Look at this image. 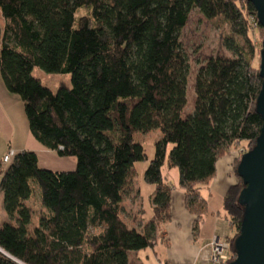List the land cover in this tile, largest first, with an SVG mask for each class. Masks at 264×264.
<instances>
[{
  "label": "trees",
  "instance_id": "obj_1",
  "mask_svg": "<svg viewBox=\"0 0 264 264\" xmlns=\"http://www.w3.org/2000/svg\"><path fill=\"white\" fill-rule=\"evenodd\" d=\"M194 8L229 25L222 40L233 57L216 55L199 67L193 110L183 116L189 64L180 35ZM252 17L247 0H0L3 81L21 97L32 136L77 159L75 171H51L40 167L37 152L24 150L3 165L9 220L0 223V249L23 264H130L128 253L154 247L171 221L164 164L178 170L198 235L208 214L201 190L216 176V162L231 149L247 152L261 129L250 35L262 28L257 21L252 27ZM37 67L69 74L72 85L51 90L33 76ZM152 130L163 133L144 175L156 188L153 215L131 227L123 217L126 194L135 164L148 160L136 136ZM234 162L235 171L238 157ZM241 186L240 179L230 186L220 212L232 231L230 260ZM0 264L19 263L0 251Z\"/></svg>",
  "mask_w": 264,
  "mask_h": 264
},
{
  "label": "crops",
  "instance_id": "obj_2",
  "mask_svg": "<svg viewBox=\"0 0 264 264\" xmlns=\"http://www.w3.org/2000/svg\"><path fill=\"white\" fill-rule=\"evenodd\" d=\"M186 114L184 111L183 116ZM10 148L17 153L24 150L37 152L41 168L59 172L75 171L76 158L60 157L56 151L44 148L32 136L25 115V105L18 94H12L8 90L0 72V170L3 168L2 158ZM238 152L237 149H231L229 154L219 158L216 162V176L207 188H202L201 194L207 199L208 214L204 217L196 236H193L192 230L195 217L184 208L183 192L177 186L178 177L176 181L169 180L172 185L171 221L166 224L154 247L128 253L130 264H210L208 251L212 237L223 238L232 235L227 222L220 217V212L225 193L230 186L238 183L234 173V161ZM166 177L169 178L168 174ZM1 178L0 172V180ZM152 215L153 213L148 217L142 215L137 220L139 226L127 223L131 227L140 228ZM8 220L9 216L3 205V194L0 193V223Z\"/></svg>",
  "mask_w": 264,
  "mask_h": 264
},
{
  "label": "rangeland",
  "instance_id": "obj_3",
  "mask_svg": "<svg viewBox=\"0 0 264 264\" xmlns=\"http://www.w3.org/2000/svg\"><path fill=\"white\" fill-rule=\"evenodd\" d=\"M86 11H88V9L85 7L79 9L77 17L79 18ZM187 20L188 22L181 29L180 35V41L183 44L185 53L187 54L189 64V77L187 83L188 91L186 96L188 101L186 106L184 107L186 113H188V111L190 112L191 110H193V104L195 99L193 84L199 67L203 66V64H205V62L209 58H212L216 55H219L221 57H233L232 52L228 51L225 47H223L222 38H224V36L230 32L229 25L226 24V22H224L222 19H214L212 21L208 20L201 14V12H199L195 8L189 12ZM252 27H254L253 24ZM251 33L252 35H250V38L253 40V44L256 45V51L252 59V64L254 68L258 71L260 63L259 49L261 48V43L263 40V32L260 33L259 29L252 28ZM33 71V76L37 79L39 78L46 87L50 88L53 91H57L60 88V85H62L63 83L67 84L68 86L72 85L71 76L69 74H48L39 67L35 68ZM162 137L163 133L159 130H152L151 133L147 134L140 133L136 136V141L140 144H143L145 154L148 156V160L141 161L135 164V168L133 169V174L131 178L130 188H128L125 198L126 202L123 208V217L127 222H130L132 225L135 223L139 226V222H137V220L142 215L148 217L150 214L153 213L151 196L154 195L156 188L154 187V185H150L146 182L144 175L147 169L149 168L150 162L156 156V142L160 141ZM162 173L166 176L168 174L169 178L167 177L166 179L169 183L171 180L176 181L178 177L177 168H170L167 164H164L162 168ZM34 196L39 197L40 193L38 191H35ZM35 201L36 203H38V199ZM223 238H226L225 240L229 242V240H227V237Z\"/></svg>",
  "mask_w": 264,
  "mask_h": 264
},
{
  "label": "water",
  "instance_id": "obj_4",
  "mask_svg": "<svg viewBox=\"0 0 264 264\" xmlns=\"http://www.w3.org/2000/svg\"><path fill=\"white\" fill-rule=\"evenodd\" d=\"M255 10L263 37L259 49L261 86L255 112L261 117V129L251 148L243 153L234 173L241 181L236 203L241 210L239 231L232 239L233 260L229 264H264V0H247ZM3 251L11 260L23 264Z\"/></svg>",
  "mask_w": 264,
  "mask_h": 264
},
{
  "label": "built area",
  "instance_id": "obj_5",
  "mask_svg": "<svg viewBox=\"0 0 264 264\" xmlns=\"http://www.w3.org/2000/svg\"><path fill=\"white\" fill-rule=\"evenodd\" d=\"M254 18H251V24L253 26L256 25L257 17L255 18V22L253 20ZM258 22V21H257ZM8 153L4 155L2 158L3 165H7L11 159L15 156L17 153L14 149H8ZM244 152L243 149H240L237 157L239 158L240 155H242ZM226 238H219L214 236L211 240L210 247H209V254H208V263L210 264H229V261L231 259L230 251H229V242L225 240Z\"/></svg>",
  "mask_w": 264,
  "mask_h": 264
}]
</instances>
